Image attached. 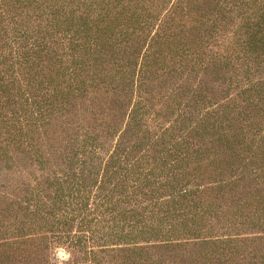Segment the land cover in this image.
I'll return each instance as SVG.
<instances>
[{
	"label": "trees",
	"instance_id": "16d2710c",
	"mask_svg": "<svg viewBox=\"0 0 264 264\" xmlns=\"http://www.w3.org/2000/svg\"><path fill=\"white\" fill-rule=\"evenodd\" d=\"M0 264H264V0H0Z\"/></svg>",
	"mask_w": 264,
	"mask_h": 264
},
{
	"label": "rangeland",
	"instance_id": "374dc122",
	"mask_svg": "<svg viewBox=\"0 0 264 264\" xmlns=\"http://www.w3.org/2000/svg\"><path fill=\"white\" fill-rule=\"evenodd\" d=\"M56 254H57V256L60 258V257H65L66 256V253H65V251L62 249V248H57L56 249Z\"/></svg>",
	"mask_w": 264,
	"mask_h": 264
}]
</instances>
